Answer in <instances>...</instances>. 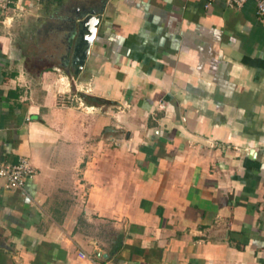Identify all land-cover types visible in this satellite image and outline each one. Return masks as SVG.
I'll return each instance as SVG.
<instances>
[{
  "label": "crops",
  "instance_id": "1",
  "mask_svg": "<svg viewBox=\"0 0 264 264\" xmlns=\"http://www.w3.org/2000/svg\"><path fill=\"white\" fill-rule=\"evenodd\" d=\"M20 156L35 173L0 178V264H264L255 0H11L0 157Z\"/></svg>",
  "mask_w": 264,
  "mask_h": 264
},
{
  "label": "built area",
  "instance_id": "2",
  "mask_svg": "<svg viewBox=\"0 0 264 264\" xmlns=\"http://www.w3.org/2000/svg\"><path fill=\"white\" fill-rule=\"evenodd\" d=\"M247 0H225L229 7L240 8ZM11 7V0H0V14ZM255 14L264 20V0H255ZM60 98V103L64 104L65 99ZM161 108L162 104L159 105ZM35 173V167L26 156H20L14 162H7L0 157V178L6 189H22L25 180Z\"/></svg>",
  "mask_w": 264,
  "mask_h": 264
},
{
  "label": "water",
  "instance_id": "3",
  "mask_svg": "<svg viewBox=\"0 0 264 264\" xmlns=\"http://www.w3.org/2000/svg\"><path fill=\"white\" fill-rule=\"evenodd\" d=\"M97 21L98 19L93 12H89L83 18L76 21L75 43L71 53L72 65L75 66V72L79 70L89 52Z\"/></svg>",
  "mask_w": 264,
  "mask_h": 264
},
{
  "label": "rangeland",
  "instance_id": "4",
  "mask_svg": "<svg viewBox=\"0 0 264 264\" xmlns=\"http://www.w3.org/2000/svg\"><path fill=\"white\" fill-rule=\"evenodd\" d=\"M105 136H107V133L105 134Z\"/></svg>",
  "mask_w": 264,
  "mask_h": 264
}]
</instances>
